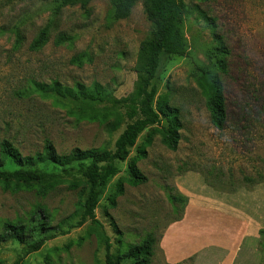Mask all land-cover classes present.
Returning a JSON list of instances; mask_svg holds the SVG:
<instances>
[{
    "label": "rangeland",
    "instance_id": "1",
    "mask_svg": "<svg viewBox=\"0 0 264 264\" xmlns=\"http://www.w3.org/2000/svg\"><path fill=\"white\" fill-rule=\"evenodd\" d=\"M111 1L92 0L86 8L58 10L55 0H0V145L8 141L32 157L43 152L47 140L59 154L113 150L125 126L140 118L134 106L117 101L133 89L139 49L152 24L144 0L118 21L112 18ZM180 2L187 13L185 36L191 57L163 54L155 80L159 94L168 93L171 104L180 109L184 127L178 149H166L155 137L147 158L137 164L148 181L139 187L124 185V195L112 209L108 197L119 180L128 177L129 163L148 134L144 132L128 161L118 164L121 172L101 197L96 216L115 257L151 235L156 241L153 261L163 264L158 243L166 228L183 215L184 203L175 201L182 187L194 196L237 205L259 221V231L245 241L234 264H264V0ZM46 27L47 43L33 50ZM62 34L72 41L56 44ZM220 44L229 51L227 73L221 74L227 106L223 130L212 126L196 83L200 75L196 64L209 65ZM55 85L72 91L98 86L108 99L90 105L121 112L123 126L110 134L107 121L82 119L55 95L37 90ZM78 201V193L70 191L67 182L45 196L37 187L14 191L0 186V231L5 222L27 221L38 207L49 212L52 227L64 225L79 218ZM21 248L17 241L0 244L1 264H13ZM23 264H105V248L87 222L48 241ZM185 264L201 261L191 258Z\"/></svg>",
    "mask_w": 264,
    "mask_h": 264
},
{
    "label": "trees",
    "instance_id": "2",
    "mask_svg": "<svg viewBox=\"0 0 264 264\" xmlns=\"http://www.w3.org/2000/svg\"><path fill=\"white\" fill-rule=\"evenodd\" d=\"M91 1L55 0V3L60 10L70 6L86 8ZM137 2L138 0H112V18L116 21L128 18ZM143 5L152 30L139 49L134 67L136 80L133 89L130 94L117 101L120 105L134 106L140 118L125 126L116 139L113 150L74 149L68 154H59L53 143L47 140L43 152L32 157L22 155L8 141L0 145V186L4 190L37 187L38 193L45 196L67 182L68 189L79 195V218L64 225L52 227L51 216L44 207H38L27 221L4 223L0 231V244L17 241L22 245L21 253L13 264H23L27 257L39 252L48 241L65 236L87 222L90 223L91 233L95 234L105 248V264H122L128 261L132 264H153L156 244L153 236H147L140 244L119 252L115 257L111 239L96 216L101 197L121 172L118 164L128 161L132 149L137 147L144 132L147 131L148 134L139 146L137 155L129 163L128 177L119 180L116 189L108 197L109 207L112 209L116 208L117 199L124 195V185L139 187L148 181L137 164L147 158V149L155 137L170 151H177L181 141L184 125L180 109L171 104L168 93L159 94L155 80L163 54L191 57V47L185 36L187 13L180 0H144ZM48 38L49 29L46 27L39 32L32 49H41ZM72 39L73 37L62 34L57 38L56 44L71 42ZM228 55V49L220 44L214 47L209 65L196 64L200 72L196 77L197 87L204 98L211 124L218 130H223L227 121L221 74L227 73ZM37 90L45 96L55 95L59 101L70 105L72 112L82 119L107 121L110 134L118 131L125 122V116L119 111L90 105L108 99V93L98 86L90 91L82 86H78L76 91L63 90L58 85L53 88L39 87ZM175 201L183 202L185 206L188 198L181 194ZM261 234L264 235V231Z\"/></svg>",
    "mask_w": 264,
    "mask_h": 264
},
{
    "label": "crops",
    "instance_id": "3",
    "mask_svg": "<svg viewBox=\"0 0 264 264\" xmlns=\"http://www.w3.org/2000/svg\"><path fill=\"white\" fill-rule=\"evenodd\" d=\"M180 190L188 202L181 219L164 231L157 256L161 254L163 264H185L191 258L201 264L213 258H218L216 264H234L245 241L259 231V221L242 213L237 205L194 196L182 187Z\"/></svg>",
    "mask_w": 264,
    "mask_h": 264
}]
</instances>
